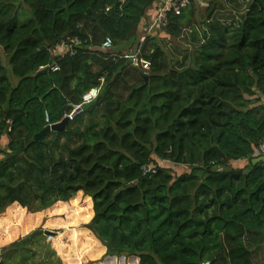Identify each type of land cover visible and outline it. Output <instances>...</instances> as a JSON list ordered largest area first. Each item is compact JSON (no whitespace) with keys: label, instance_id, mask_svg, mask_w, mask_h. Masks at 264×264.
Listing matches in <instances>:
<instances>
[{"label":"trees","instance_id":"obj_1","mask_svg":"<svg viewBox=\"0 0 264 264\" xmlns=\"http://www.w3.org/2000/svg\"><path fill=\"white\" fill-rule=\"evenodd\" d=\"M161 1L0 0V214L91 197L87 228L110 254L258 264L245 242L264 245V161L253 162L264 143V0H248L236 24L218 16L226 0H204V11L188 0L141 40ZM76 37L74 54L53 56ZM135 55L151 62L147 74ZM93 87L98 97L63 130L36 139L46 112L62 120Z\"/></svg>","mask_w":264,"mask_h":264},{"label":"rangeland","instance_id":"obj_2","mask_svg":"<svg viewBox=\"0 0 264 264\" xmlns=\"http://www.w3.org/2000/svg\"><path fill=\"white\" fill-rule=\"evenodd\" d=\"M197 1L201 7L200 10L204 11L207 2L204 0ZM247 2L248 0H226L227 11L225 15L220 13L222 15L218 16H222L227 24H236L235 20H239L238 14L245 10ZM154 29L155 27L144 29L141 40L146 34L152 35L157 32ZM184 33L188 36L189 31ZM160 36L159 39H162L169 48H172V45L167 42L169 39L164 40L167 36L165 32L162 31ZM173 41L180 44L177 39ZM126 48H130V44H126ZM172 52L175 53L174 50ZM3 60L6 63L5 58ZM11 81L13 85L18 83V79L13 76ZM45 118H49L47 112ZM51 132L59 131L47 133ZM48 138L55 137L49 135ZM64 141L66 138L60 137V143ZM1 143L5 144V139H2ZM51 147L59 156L60 148L54 147V145ZM158 162L161 165L171 167L174 174L189 171V167L186 165L174 164L167 160H158ZM244 162V159L239 160L234 165L242 167ZM94 215L91 197H76L72 201L57 199L46 208H43L39 202L27 208L18 204L11 205L4 213L0 214V254L2 259L8 264H138L139 259L136 256L127 254L118 256L108 252L103 241L87 228ZM38 230H42L43 235L37 234L31 241H26L22 248L5 249L11 243L19 242L27 235L38 232ZM46 230L52 233L47 234L45 233ZM245 243L253 251V261L264 264V245L255 247L247 241ZM205 264H210V262Z\"/></svg>","mask_w":264,"mask_h":264},{"label":"built area","instance_id":"obj_3","mask_svg":"<svg viewBox=\"0 0 264 264\" xmlns=\"http://www.w3.org/2000/svg\"><path fill=\"white\" fill-rule=\"evenodd\" d=\"M188 0H162L160 3L161 6L157 9L156 13L154 14L153 18L151 19L152 27H155L156 29L160 28L161 25L166 23V18L167 14L169 12L174 11L175 14H180L182 8L186 5ZM72 45H70L67 42H63L59 45H57L53 50L52 54L53 56H63L66 52H69L70 54L75 53V49L72 48V46L79 45L81 41L76 37L72 39ZM112 39L110 37H107L103 44L102 47L104 49H110L112 47ZM132 62L135 66H139L143 69V72L147 74L148 70L150 69L151 62L145 58H140L137 55H135L132 59ZM53 71L58 70V64L54 63L51 66ZM99 95V89L97 87H93L90 90H88L86 93H84L82 102L80 104L74 105L73 110L70 113H67L64 115V118H68L69 121L73 120L75 116L80 114L83 111V106L86 103H90L93 100H95ZM62 119V120H63ZM60 120V121H62ZM46 121L49 122V125L53 124L50 122L49 118H46ZM58 121V122H60ZM256 155L258 157H263L264 156V143H262L257 150L255 151ZM257 157V158H258ZM153 167H145V173L151 171Z\"/></svg>","mask_w":264,"mask_h":264},{"label":"water","instance_id":"obj_4","mask_svg":"<svg viewBox=\"0 0 264 264\" xmlns=\"http://www.w3.org/2000/svg\"><path fill=\"white\" fill-rule=\"evenodd\" d=\"M69 122V119L68 118H64L62 121L60 122H55L51 125H47L45 126V128L39 133L36 135V139L42 137L44 134H46L47 132H50V131H60V130H63L65 128V125ZM260 161H264V156L263 157H258V158H255L253 160L254 163H257V162H260ZM45 233L47 234H51L52 232L51 231H48L46 230Z\"/></svg>","mask_w":264,"mask_h":264},{"label":"crops","instance_id":"obj_5","mask_svg":"<svg viewBox=\"0 0 264 264\" xmlns=\"http://www.w3.org/2000/svg\"><path fill=\"white\" fill-rule=\"evenodd\" d=\"M150 13H151V15H154L155 14V9H151Z\"/></svg>","mask_w":264,"mask_h":264}]
</instances>
